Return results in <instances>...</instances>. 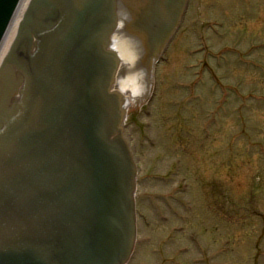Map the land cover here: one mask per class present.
Returning <instances> with one entry per match:
<instances>
[{"label": "water", "instance_id": "95a60500", "mask_svg": "<svg viewBox=\"0 0 264 264\" xmlns=\"http://www.w3.org/2000/svg\"><path fill=\"white\" fill-rule=\"evenodd\" d=\"M17 1L0 0V40ZM125 1L33 0L4 56L0 264L125 259L135 164L121 135L120 98L126 114L146 102L142 59L160 51L184 0Z\"/></svg>", "mask_w": 264, "mask_h": 264}, {"label": "rangeland", "instance_id": "374dc122", "mask_svg": "<svg viewBox=\"0 0 264 264\" xmlns=\"http://www.w3.org/2000/svg\"><path fill=\"white\" fill-rule=\"evenodd\" d=\"M183 18L165 53L166 60L157 66L152 99L150 94L136 111L126 114L125 130L138 159L137 209L150 221L148 225L141 220L137 223L138 234L151 238L139 247L130 264H168L163 260L175 247L190 244L189 231L203 219L210 222L205 206L195 204L198 213L196 209L183 211L182 207L179 219L173 217L176 209L161 206L158 200L149 201L147 196L140 198L143 192L156 196L164 193L169 198L176 193L184 202L200 197L204 190L211 195L213 209L209 214L216 219L222 213L238 218L247 213L250 223L245 227L250 243L258 234L257 227L264 224V150L261 154L256 147H264V106L240 107L239 102L241 94L247 92L264 95V0H190ZM224 47L231 50L223 51ZM193 82L200 99H192L185 88ZM226 86L234 88L233 93L228 92L227 109L216 100L225 98L222 90ZM205 126L212 127L208 140L201 136ZM180 141L187 144L181 146ZM183 177L189 179L190 187L181 188ZM163 214L169 223L162 220ZM175 224L190 229L171 233ZM242 227L232 224L234 243L240 244ZM166 235H173L171 241L179 235V241L175 240L178 245L165 242ZM202 235L209 240L207 229ZM192 249L181 257L192 261L199 255L196 248ZM231 253L218 259L248 264L243 260L252 254L244 243ZM260 264H264V255Z\"/></svg>", "mask_w": 264, "mask_h": 264}, {"label": "bare ground", "instance_id": "6f19581e", "mask_svg": "<svg viewBox=\"0 0 264 264\" xmlns=\"http://www.w3.org/2000/svg\"><path fill=\"white\" fill-rule=\"evenodd\" d=\"M29 1L30 0H21L18 6L16 7L17 9L14 13L13 20L9 24L6 34L4 36V39L2 43L0 44V62L6 55V52L8 51L9 46L15 39L14 37L17 32V25L19 21L23 18L22 16L27 8ZM123 133H124L125 138H128L127 132L124 131Z\"/></svg>", "mask_w": 264, "mask_h": 264}]
</instances>
